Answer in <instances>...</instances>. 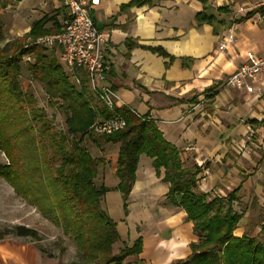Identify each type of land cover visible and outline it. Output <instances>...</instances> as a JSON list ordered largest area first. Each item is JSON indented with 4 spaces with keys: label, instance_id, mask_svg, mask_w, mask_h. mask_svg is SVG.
I'll list each match as a JSON object with an SVG mask.
<instances>
[{
    "label": "crops",
    "instance_id": "crops-1",
    "mask_svg": "<svg viewBox=\"0 0 264 264\" xmlns=\"http://www.w3.org/2000/svg\"><path fill=\"white\" fill-rule=\"evenodd\" d=\"M87 1L93 24L108 37L104 49L109 64L107 83L119 97L117 107L154 121L165 140L180 151L183 168L204 165L206 174L198 182L201 189L204 182L208 190L216 186L220 191L224 190L217 184L228 188L232 184L239 188L236 204L245 201L246 195L250 197L256 205L242 218L255 222L257 232L263 233L264 217L259 226V211L264 208V147H258L262 150L259 155L254 147L247 149L245 142L248 133H257L264 126V92L251 94L223 84L243 62L246 51L264 54V29L248 22L250 19L234 23L237 39L233 45L237 48L220 51L219 38L229 27L199 24L195 15L203 10L217 15L216 8H230L234 0H207L205 5L199 0H155L141 6H129L131 0ZM10 6L14 26L8 29L16 36L29 31L44 15L59 12L62 19L66 10L63 0H20ZM223 15L217 16L225 20ZM127 40L133 44L130 49ZM158 47L174 57L173 61L152 50ZM183 58L189 59L186 67L181 65ZM216 82L220 83L217 94L205 97L203 91ZM247 118L258 124H244ZM87 146L92 156L104 160L97 167L96 183L111 188L101 203L113 213L119 240L131 245L141 237L142 250L134 256L145 259V264L186 258L189 244L195 241L193 223L186 220L181 208L167 202L169 184L162 180L163 170L157 176L153 159L139 156L125 213L121 194L113 190L119 143L98 146L89 141ZM246 223L239 227L241 233Z\"/></svg>",
    "mask_w": 264,
    "mask_h": 264
},
{
    "label": "trees",
    "instance_id": "trees-1",
    "mask_svg": "<svg viewBox=\"0 0 264 264\" xmlns=\"http://www.w3.org/2000/svg\"><path fill=\"white\" fill-rule=\"evenodd\" d=\"M7 1L0 0L3 5ZM153 1L131 0L129 6L150 5ZM199 1L205 5L207 0ZM229 11L227 5L216 8L217 15ZM256 13L264 15V4L236 18L235 23ZM217 15L203 10L196 13L195 21L227 27L230 21ZM58 16L59 12L44 15L31 24L29 31L3 45L5 34L0 19V151L7 159L6 163H0V177L73 238L81 262L70 264H122L126 257L142 250V239L138 237L132 245L124 244L117 254H112V244L119 240V234L101 203L111 188L96 183L97 167L104 160L92 156L84 145L89 141L98 146L119 143L114 171L117 184L113 190L121 194L125 213L139 156L144 154L153 159L157 176L163 170L162 180L169 184L167 202L186 213V220L193 223L197 236L189 244L190 254L169 264H264V241L233 233L242 217L233 209V203L239 199V188L226 196L213 197L198 191L197 176L202 168L197 165L183 168L180 151L165 140L154 121L134 114L127 107H116L114 111L105 108L90 92L85 72L76 71L80 78L77 83L57 54H50L34 43L37 38L62 29ZM126 45L127 49L133 46L128 40ZM152 50L169 57L170 62L174 59L160 47ZM25 56L30 60H24ZM187 60L182 59V67H186ZM23 71L64 109V131L55 130L44 111L36 107L32 92L22 88L19 78ZM219 84L205 89L204 96L214 97ZM114 114L125 120L122 129L111 133L91 130L97 118ZM248 123L258 121L252 119ZM15 234L37 237L34 229L25 226H17Z\"/></svg>",
    "mask_w": 264,
    "mask_h": 264
},
{
    "label": "rangeland",
    "instance_id": "rangeland-1",
    "mask_svg": "<svg viewBox=\"0 0 264 264\" xmlns=\"http://www.w3.org/2000/svg\"><path fill=\"white\" fill-rule=\"evenodd\" d=\"M14 2L17 1L8 0L4 5L0 2V19H2L1 21L3 23L5 34V40L1 45L23 35L16 36L9 33L8 28L14 26V22L12 21L14 20V17L12 16L14 10L13 7L10 6L11 4L13 5ZM7 4L9 6L6 7ZM263 4L264 0H234V2L229 3L230 11L229 13L224 14L223 18H225L226 22L230 21L228 25L230 28L234 26L233 24L235 23L236 18H239L241 15H244L249 11L258 9ZM249 21H252L254 25L264 29V15L256 13L250 18V20H248V22ZM222 29H227V27L224 26ZM238 32L239 27L237 30V37L240 38ZM235 48H237L236 45L235 47L233 45V49ZM46 51L50 54L55 53L58 57L59 51L57 47L46 49ZM19 80L23 89H28L32 92L37 100L36 107L41 108L44 111L46 118L51 121L55 130L60 132L64 131L66 129L65 112L59 103L55 102L56 100L54 99L50 100L38 83L29 80L25 71L22 72ZM248 120V118L244 119V124L248 123ZM259 128L260 129L257 133H248L245 147L247 149H249V146L254 147L255 151L261 155L262 150L258 147H264V126H260ZM84 145L87 146V142H85ZM87 147L89 148V146ZM259 155L256 156L259 157ZM6 162L7 159L4 153L0 151V163L4 164ZM194 166L185 169H191ZM197 166L202 168V171L197 176L198 191L203 192L206 188V191L209 192L204 191L203 193H209L210 196L213 197L226 196L230 191L235 189L232 184L228 185L229 188L217 184V186L224 191L218 190L216 186H214V189H211L212 187H210L208 190L205 185L206 182H204L201 189L198 186V182L206 174V169L204 165ZM248 170H250V167ZM249 198L250 197L246 195L244 197L245 201L239 202L241 205L234 202L233 209L235 212L244 216V212L250 210L252 204L256 205L255 202L253 203ZM262 198H264V194L262 195ZM262 203H264V201H262ZM102 205L112 219L113 213L110 208L105 206L104 202ZM259 212H261V216H259L261 217V220L259 219L260 226L264 217V208H261ZM241 218L237 222L236 228L233 231L234 235L242 236L243 234H246L264 241V235H262L264 232H257L258 229L256 228L255 222L251 223L250 220L248 221V218ZM244 222H247L245 232L241 233L239 227L244 224ZM17 226H25L26 228L34 229L37 237L16 235L15 232ZM196 240L197 236L195 235V241ZM133 242H131V245ZM124 244H126L125 241L117 240L114 242L112 244V254H117ZM71 262H81V253L78 251L73 238L70 235L64 234L60 225L45 216L40 211L38 205L32 204L28 198L16 193L13 187L5 179L0 177V264H70ZM122 264H145V259L139 260V257L130 255L124 259Z\"/></svg>",
    "mask_w": 264,
    "mask_h": 264
},
{
    "label": "built area",
    "instance_id": "built-area-1",
    "mask_svg": "<svg viewBox=\"0 0 264 264\" xmlns=\"http://www.w3.org/2000/svg\"><path fill=\"white\" fill-rule=\"evenodd\" d=\"M64 5L66 10L61 22L62 29L59 32L41 36L34 43L45 49L57 47L58 60L65 70L74 75L77 83L80 78L75 75L76 71L85 72L87 85L94 98L105 108L114 111L119 97L107 83L109 64L105 60L104 49L108 37L93 24L87 8V0H64ZM235 31V26H232L224 36L219 38L220 51L232 48L236 41ZM242 57L243 62L229 74L223 85L251 94H263L264 54L259 55L249 50ZM24 60L29 61V57L25 56ZM124 126L125 120L114 114L105 119L97 118L91 130L96 133H111Z\"/></svg>",
    "mask_w": 264,
    "mask_h": 264
},
{
    "label": "bare ground",
    "instance_id": "bare-ground-1",
    "mask_svg": "<svg viewBox=\"0 0 264 264\" xmlns=\"http://www.w3.org/2000/svg\"><path fill=\"white\" fill-rule=\"evenodd\" d=\"M3 247V246H2Z\"/></svg>",
    "mask_w": 264,
    "mask_h": 264
}]
</instances>
